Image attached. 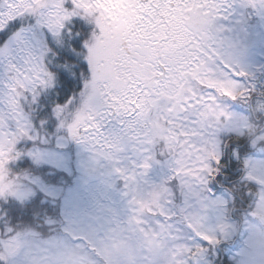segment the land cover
<instances>
[{
  "label": "snow or ice",
  "instance_id": "1",
  "mask_svg": "<svg viewBox=\"0 0 264 264\" xmlns=\"http://www.w3.org/2000/svg\"><path fill=\"white\" fill-rule=\"evenodd\" d=\"M253 34L264 0H0V264H264Z\"/></svg>",
  "mask_w": 264,
  "mask_h": 264
},
{
  "label": "trees",
  "instance_id": "2",
  "mask_svg": "<svg viewBox=\"0 0 264 264\" xmlns=\"http://www.w3.org/2000/svg\"><path fill=\"white\" fill-rule=\"evenodd\" d=\"M51 132L48 129H44L42 135H46L48 137L47 142H43L40 144V148L42 149H51V147L54 145V141L51 140ZM50 171V166L47 164L41 165L38 169H36V172L38 175H40L42 178H47V174Z\"/></svg>",
  "mask_w": 264,
  "mask_h": 264
},
{
  "label": "rangeland",
  "instance_id": "3",
  "mask_svg": "<svg viewBox=\"0 0 264 264\" xmlns=\"http://www.w3.org/2000/svg\"><path fill=\"white\" fill-rule=\"evenodd\" d=\"M248 39H249L250 45H252L253 49L258 53L259 52V46H260L261 42H264V34H253ZM50 138H51V140L54 141V139H52V134H51ZM47 140H45V142H47ZM39 147H40V145H39ZM42 150L57 151V145L54 141V145L51 147V149H42Z\"/></svg>",
  "mask_w": 264,
  "mask_h": 264
}]
</instances>
